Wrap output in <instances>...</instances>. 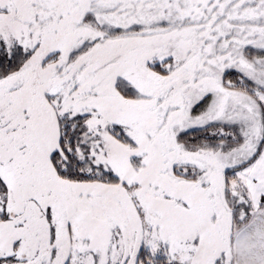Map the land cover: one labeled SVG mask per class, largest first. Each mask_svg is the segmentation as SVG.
Returning a JSON list of instances; mask_svg holds the SVG:
<instances>
[{
  "label": "snow or ice",
  "instance_id": "1",
  "mask_svg": "<svg viewBox=\"0 0 264 264\" xmlns=\"http://www.w3.org/2000/svg\"><path fill=\"white\" fill-rule=\"evenodd\" d=\"M0 264H264V0H0Z\"/></svg>",
  "mask_w": 264,
  "mask_h": 264
}]
</instances>
